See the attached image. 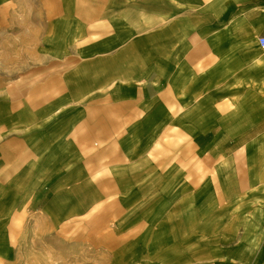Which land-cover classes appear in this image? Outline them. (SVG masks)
I'll use <instances>...</instances> for the list:
<instances>
[{
    "label": "crops",
    "instance_id": "obj_1",
    "mask_svg": "<svg viewBox=\"0 0 264 264\" xmlns=\"http://www.w3.org/2000/svg\"><path fill=\"white\" fill-rule=\"evenodd\" d=\"M73 5V0H0V43H31L20 64L34 60L29 73L33 79L8 86L1 78L0 91L31 92L28 99L45 108L34 118L20 112L17 118H0V141L11 129L33 133L35 157L23 170L41 171L42 191L59 194L63 186L86 185L89 174L119 161L120 172L133 170V202L149 203L151 217L177 221L172 232L178 240L189 230L187 220L194 219L196 229L200 225L196 204L202 202V189L217 184L218 179L203 178V170L225 175L226 185H234L232 158L217 155V145L209 140L218 129L226 134L215 119L241 118L236 135L243 140L250 138L251 118H264V53L257 49V38L264 36V0H152L133 5V10L147 7L157 13L145 24V30L154 26L145 34L135 19L132 28L121 14L104 15L106 27L116 28L109 31L110 40L126 44L117 52L75 49V43L90 41L86 37L94 23L75 17ZM9 98L26 105L20 95ZM211 123L216 124L209 129ZM205 142L209 144L203 148ZM253 173L258 179L255 167ZM4 187L0 184L2 204L11 201ZM229 193L228 201L235 202L238 197ZM58 197L63 198L55 194L54 206ZM261 200L241 212L246 223L264 207ZM165 205L175 209L163 215ZM2 207L0 234H8L9 226H3L9 224L10 212ZM20 213L25 217L24 210ZM257 216L262 230L264 208ZM242 245V258L227 250L231 258L225 264H264V245L254 259L247 252L250 244ZM8 249L0 245V264L11 263Z\"/></svg>",
    "mask_w": 264,
    "mask_h": 264
},
{
    "label": "rangeland",
    "instance_id": "obj_2",
    "mask_svg": "<svg viewBox=\"0 0 264 264\" xmlns=\"http://www.w3.org/2000/svg\"><path fill=\"white\" fill-rule=\"evenodd\" d=\"M145 2L152 0H73L75 17L84 21L91 19L94 23L90 26V37H86L90 41L75 43V49L84 46L93 51L123 50L126 44L110 40L112 35L109 31L113 32L116 28L106 27L108 23L104 15L121 14V20L129 22L132 28L136 25L133 22L135 19L138 24L142 23L145 34L154 27L145 30V24L149 26L151 18L157 14L147 7L133 10V5ZM79 13L84 15L79 16ZM130 28L124 26L123 29ZM153 29L157 31L160 27ZM25 45L19 41L0 43V79L9 82L8 86L19 84L32 75L29 73L34 67L33 59L25 65L20 64L25 61L23 57L28 54L27 50L33 47L31 43ZM257 49L264 53L259 45ZM6 51L10 52L9 57L4 55ZM13 93L20 95V99H26L25 107L20 106V102L18 106L17 99L9 98ZM30 94L26 91H0V118H17L19 112L25 118L41 114L45 108L37 105L32 98L28 99ZM259 119L264 121V118H251L248 123L250 138L243 140L240 134L236 135L240 132L241 118L215 119L216 123L224 126L226 134L218 129L209 140L217 145V155L228 153L232 158L236 166V170L231 172L234 185L230 188L226 185L225 175L216 177L203 170V178L218 179L217 184L202 189V202L196 204V210L201 215L198 220L200 225L196 229L194 219L187 220L189 230L178 240L172 232L177 229V221L151 217L146 208L149 203L133 202V170L120 172L119 161L107 163L97 173L89 174L84 186H63L61 194L57 190L42 191L39 186L43 180L42 172L32 168L23 170L24 163L26 167L31 166L29 164L35 157V135H23L11 129L0 141V184L6 186L4 189L11 200L0 203V209L4 206V211L10 212L9 224H3V227L9 226L8 234H0V245L9 248L10 264H225L231 258L227 250L234 249V256L242 258L243 243L250 244L247 251L250 259L260 257L264 229H260L262 220L257 215L264 207L257 209L256 217L249 223L241 218V212L255 205L257 198L264 203V182L259 181L264 180V122L259 125ZM216 123H211L209 129ZM208 144L205 142L203 148ZM246 147L247 156L244 153ZM110 153L107 151V157ZM204 158L203 155L202 161ZM258 166L260 170H257ZM254 167L255 173L260 175L258 179L254 176ZM229 192L238 197L233 203L228 201ZM55 194L63 197H58L60 201L56 206L53 204L57 200ZM51 203L54 207H50ZM172 209L175 205H165L161 209L162 214L168 215ZM22 210L25 217L20 213ZM249 256L246 255L247 258Z\"/></svg>",
    "mask_w": 264,
    "mask_h": 264
},
{
    "label": "built area",
    "instance_id": "obj_3",
    "mask_svg": "<svg viewBox=\"0 0 264 264\" xmlns=\"http://www.w3.org/2000/svg\"><path fill=\"white\" fill-rule=\"evenodd\" d=\"M259 45H260V47H261L262 49H264V36H261V37L259 38Z\"/></svg>",
    "mask_w": 264,
    "mask_h": 264
}]
</instances>
